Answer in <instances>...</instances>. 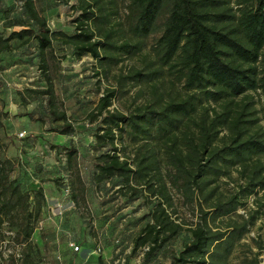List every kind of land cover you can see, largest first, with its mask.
I'll return each instance as SVG.
<instances>
[{
    "label": "trees",
    "instance_id": "obj_1",
    "mask_svg": "<svg viewBox=\"0 0 264 264\" xmlns=\"http://www.w3.org/2000/svg\"><path fill=\"white\" fill-rule=\"evenodd\" d=\"M99 1L80 0L76 30L65 32L48 28L33 0H22L24 16L4 23L20 27L0 33V58L13 42L26 43L33 37L40 54L50 46L51 38L58 37L71 44L77 55L89 53L111 63L117 60L109 53L111 49L134 54L142 37L158 31L151 45L152 58L144 67L120 75V79L147 83L153 91L166 73L180 84L181 91L122 113L106 108L114 93L113 88L106 89L94 106L95 113H88L92 117L100 115L97 127L102 131L94 136L100 144H109L107 151L99 153L93 176L99 181L110 178L112 184L131 186L133 195L128 199L141 194L131 181L144 183L145 190L153 195L155 191L162 195L132 237L129 249L137 253L145 245L144 257L153 255L181 229L162 205L168 197L162 190L163 183L156 186L152 181L158 171L156 154L160 150L170 167V182L179 189L184 202H197L198 213L187 227L189 239L170 254L168 263L157 264H228L229 255L249 225L259 214L264 215V131L255 125L248 94L264 88V0H127L126 29L136 40L118 44L109 39V29L102 27L109 16ZM86 20L102 28L103 40L92 38V31L83 26ZM43 92L51 102V87ZM50 113V120H62L51 130L60 134L72 130L69 121H64L63 111ZM115 134H124L134 145L130 159L119 157L113 142ZM11 166L9 159L0 158V228L9 218L8 226L13 230V235L0 232V239L20 235L27 240L33 229L31 216L38 214L43 193L40 187L35 188L31 204L29 193L8 177ZM231 166L241 182L223 197L214 194V180L227 174ZM249 196L255 207L245 215L238 213ZM233 213L237 217H229ZM224 216L231 219L222 226L214 224ZM257 247L249 249V255H243L239 264H259L261 244ZM24 259L26 264L31 263L27 251Z\"/></svg>",
    "mask_w": 264,
    "mask_h": 264
},
{
    "label": "rangeland",
    "instance_id": "obj_2",
    "mask_svg": "<svg viewBox=\"0 0 264 264\" xmlns=\"http://www.w3.org/2000/svg\"><path fill=\"white\" fill-rule=\"evenodd\" d=\"M99 2L109 16L102 24L109 29V39L115 44L122 40H136L126 29L127 0ZM21 5L22 0H0V33L7 34L20 27L4 23L24 16ZM33 5L48 28L65 32L76 30L80 0H33ZM96 25V22L86 20L83 26L92 31L93 39L103 40L102 28L98 29ZM157 35L158 31H155L142 37L140 48L134 54L111 49L109 53L117 59L111 63L95 59L89 53L77 55L71 44L63 43L58 37L51 38L50 46L40 54L33 37L26 43L13 42L12 47L2 54L0 158L9 159L12 166L8 177L29 193L31 204L37 187L42 190L43 200L38 214L31 216L33 229L27 240L18 235L0 242V264H26V251L31 258L30 264L168 263L170 254L189 239L187 227L197 219V202H184L179 189L169 180L170 167L160 150L156 154L158 171L152 181L156 186L163 183L162 190L168 197L162 205L170 217L180 223L181 229L153 255L144 257L145 245L137 253H131L129 249L132 237L148 219L157 197L162 198V195L157 191L153 195L145 190L144 183L131 181L130 185L141 189V194L128 199L133 195L131 186L112 184L110 178L99 181L93 176L97 171L95 163L100 159L98 155L107 151L109 144H100L94 136L95 132L102 131L97 127L100 115L92 117L88 113L95 111L94 106L106 89H114L106 108L122 113L156 97L166 99L168 95L181 91L180 84L166 73L153 91L147 83L120 79V75L132 68L144 67L152 58L151 45ZM48 87L52 90L51 102H48V94L43 92ZM248 94L249 107L256 117L255 125L264 131V88ZM50 111H63L64 121H69L72 130L64 134L51 130L62 120H50ZM19 131L22 135H18ZM113 142L118 147L119 157L128 156L130 159L134 145L125 135L115 134ZM261 161L264 163V155ZM240 182L238 172L231 166L227 174L214 180V194L223 197L233 192ZM254 207L249 196L245 208H238L237 212L245 215ZM229 217L237 215L233 213ZM229 217H221L214 224L222 226L231 219ZM8 220H3L0 232L9 234L11 230L10 235H13ZM69 242L77 248L69 246ZM257 243L261 244L258 259L263 264V214L249 225L229 255L228 264H239L243 255H249V249L258 248Z\"/></svg>",
    "mask_w": 264,
    "mask_h": 264
},
{
    "label": "built area",
    "instance_id": "obj_3",
    "mask_svg": "<svg viewBox=\"0 0 264 264\" xmlns=\"http://www.w3.org/2000/svg\"><path fill=\"white\" fill-rule=\"evenodd\" d=\"M18 135H22V131H19ZM4 234L5 235H10L11 234V230H9V234L8 233L6 234L5 232H4ZM7 237L8 236H5L3 239H0V242L7 241ZM68 244H69V246H72L73 248H77V246L75 244H73V242H69ZM262 261H263V264H264V257H262Z\"/></svg>",
    "mask_w": 264,
    "mask_h": 264
}]
</instances>
